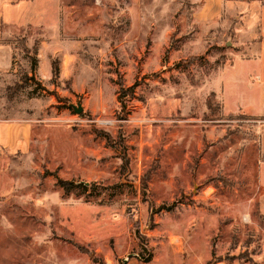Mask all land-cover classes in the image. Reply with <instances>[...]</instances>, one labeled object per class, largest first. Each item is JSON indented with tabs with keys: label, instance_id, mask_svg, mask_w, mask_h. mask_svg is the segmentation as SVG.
Masks as SVG:
<instances>
[{
	"label": "rangeland",
	"instance_id": "1",
	"mask_svg": "<svg viewBox=\"0 0 264 264\" xmlns=\"http://www.w3.org/2000/svg\"><path fill=\"white\" fill-rule=\"evenodd\" d=\"M261 4L0 0L36 22L0 95V264H264V116L217 78Z\"/></svg>",
	"mask_w": 264,
	"mask_h": 264
},
{
	"label": "crops",
	"instance_id": "2",
	"mask_svg": "<svg viewBox=\"0 0 264 264\" xmlns=\"http://www.w3.org/2000/svg\"><path fill=\"white\" fill-rule=\"evenodd\" d=\"M13 7V6H10ZM208 7V9H207ZM211 11V6L205 5L198 11L197 17L202 24L210 22L217 16L216 8ZM246 16L251 13L250 8ZM256 19L259 24L260 37L252 46L247 57L236 55L229 63H225L218 72V80L221 82V103L224 113L237 114L247 113L254 116H264V4L258 8V13L247 17V27H250V20ZM31 18L27 19L26 14H22L15 8L0 6V95L6 88L9 81L17 76L15 67L16 59L19 55L20 47L17 39L14 37V29L20 25L31 26ZM36 24V22L34 23ZM26 48H30V40L25 43ZM40 54L43 46L40 45ZM248 48V47H246ZM254 82H252V80ZM219 96V95H218ZM11 124V123H8ZM7 127L8 141L13 143L14 140L23 139L25 128L10 129ZM11 133V134H10Z\"/></svg>",
	"mask_w": 264,
	"mask_h": 264
},
{
	"label": "trees",
	"instance_id": "3",
	"mask_svg": "<svg viewBox=\"0 0 264 264\" xmlns=\"http://www.w3.org/2000/svg\"><path fill=\"white\" fill-rule=\"evenodd\" d=\"M192 59H194V58H192ZM192 59H190V61H188V63L191 62ZM52 74L54 76L58 75V67L55 63H52ZM132 89H133V85L126 88V90H132ZM120 90H122V92L124 91L123 86H120ZM57 184L62 188V190L64 192H69L71 190L72 186L74 185V182L72 180L58 179ZM90 257L94 262L97 261L96 258L93 257L92 253L90 254ZM100 264H104V263L101 262Z\"/></svg>",
	"mask_w": 264,
	"mask_h": 264
},
{
	"label": "water",
	"instance_id": "4",
	"mask_svg": "<svg viewBox=\"0 0 264 264\" xmlns=\"http://www.w3.org/2000/svg\"><path fill=\"white\" fill-rule=\"evenodd\" d=\"M70 106L73 108V110L76 112V113H80L82 112L83 108L80 104H78L77 106L73 105V104H70Z\"/></svg>",
	"mask_w": 264,
	"mask_h": 264
}]
</instances>
